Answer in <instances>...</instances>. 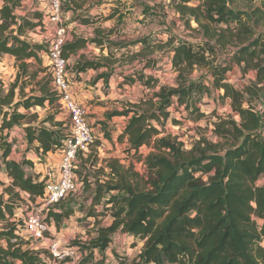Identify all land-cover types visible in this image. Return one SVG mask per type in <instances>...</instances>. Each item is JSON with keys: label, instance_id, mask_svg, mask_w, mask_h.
Instances as JSON below:
<instances>
[{"label": "trees", "instance_id": "16d2710c", "mask_svg": "<svg viewBox=\"0 0 264 264\" xmlns=\"http://www.w3.org/2000/svg\"><path fill=\"white\" fill-rule=\"evenodd\" d=\"M1 1L0 62L5 55L12 56L21 73L6 93L0 89V140L4 130H12L20 120L26 119L25 141L41 160L44 155L60 150L68 133L64 132L63 122L55 120L54 113L37 120L36 115L19 113L18 108L52 106L59 103V96L47 80L41 81L38 94L21 96L17 101H14V91L19 88L16 86L21 76L28 74L29 79L37 76L38 71H30L32 63L26 61L41 64L40 52L47 48L30 42L27 34L44 25V16L38 11L19 16L16 9L21 0ZM190 2L172 0L170 3L185 26L201 35L200 42L194 44L174 35L153 45L147 42L148 37L132 42L142 45L132 56L143 60L141 69L127 75L124 82H140L153 91L150 97L127 102L125 109L115 111V115L128 116L117 141L126 139L128 150L133 154L143 145H151L152 149L144 157L138 156L143 158L145 175L132 172L131 168L124 169L118 161H108L110 173L119 179L106 190L123 193L106 200L115 205L113 221L98 229L92 244L105 250L110 234L121 228L144 241L138 256L145 264H264V182L258 184L264 179V136L261 134L264 31L259 30L264 27V0L255 7L247 3V8L240 5V0H199L196 5ZM117 12L113 9L109 18ZM191 22L196 27H191ZM87 41L97 42V39L78 37L65 41L63 57L68 59ZM163 47H170L169 62L176 72V85H160L155 89L158 79L143 71L152 68L156 60L145 56ZM225 50L227 55L221 58ZM234 65L243 75L255 71V80L243 90L227 81V72ZM68 66L72 67V78H75L79 72L98 68L100 63L78 60ZM196 68L208 69L210 86L222 91V99L230 100L232 111L239 119L219 118L214 125L218 142L202 140L185 150L182 143L170 136H157L169 120V109L174 105L177 110L183 108L184 118L197 121L204 117L199 103L203 94H210V87L190 78ZM254 99L262 102L258 111L252 105ZM171 121L180 122L175 118ZM105 136L110 138L108 134ZM98 146L95 141L85 160L97 155ZM10 151L11 144L0 141V172L9 179L6 185L0 180V223H3L0 239L5 241V246L0 247V264H48L42 257L48 251L34 249L30 241L17 233V225L10 224L14 202L41 198L45 178L28 173L27 169L33 167L32 161L10 159ZM92 160L90 165L95 164ZM58 206L46 213L47 223L52 221L59 225L74 212L72 207L59 210Z\"/></svg>", "mask_w": 264, "mask_h": 264}, {"label": "rangeland", "instance_id": "374dc122", "mask_svg": "<svg viewBox=\"0 0 264 264\" xmlns=\"http://www.w3.org/2000/svg\"><path fill=\"white\" fill-rule=\"evenodd\" d=\"M110 3L108 14L113 9L117 10V14L112 18L113 28H115V34L118 36L115 42V46L124 48L117 64L118 69H122L124 73V67H128V72L134 66H138L141 69V57L132 56L135 51H138L142 45H133L132 42L142 37H148L147 42L150 45L157 43L158 41L165 42L170 35H174L181 40H187L188 42L198 43L200 42L201 35L190 28H187L184 22L179 18L171 6L172 0H105ZM261 0H240V5L247 8V3L253 7L259 6ZM199 0H191L190 5H196ZM80 3L81 0H77ZM95 3L101 5L102 0H96ZM106 3V2H105ZM2 1L0 0V5ZM65 8H69L67 2L61 0V10L64 17ZM34 9V10H32ZM46 0H21L20 6L16 9V14L24 16L28 12L38 11L45 14ZM79 14L81 12H78ZM148 18V20H146ZM64 20V18L62 19ZM64 22V21H63ZM147 24V29H146ZM42 26H38L33 31H29L27 38L30 42L43 44L47 48V41L51 27L46 30ZM152 26V29L150 27ZM191 27H196L194 22L190 23ZM263 29V30H262ZM260 31H264V27L259 28ZM120 34H119V33ZM147 33V34H146ZM121 35V38L119 36ZM177 39L175 40V42ZM46 51L40 52L41 64L35 60H27L26 62L32 63L30 71L37 70V76L34 79H29L28 74L21 76V80L17 83L14 94V101H17L21 96H28L31 94H38V89L41 81H49L51 87V69L49 60L46 56ZM221 58L227 55V51L221 52ZM170 47H163L161 49H155L151 54L145 56L146 59H155V65L152 68H147L143 71L145 75H153L158 79V85L155 89H158L160 85L175 86L176 72L171 68L169 62ZM70 67H71V62ZM68 63V65H69ZM72 68V67H71ZM71 68L68 66L69 77ZM21 70L18 67L14 58L12 60L2 59L0 62V89L3 93L15 83V79ZM122 74V72L120 73ZM22 75V74H21ZM129 75V74H128ZM131 75V74H130ZM20 76V75H19ZM191 79H197L204 83V85L210 87V94H203L199 107L204 113V117L200 120L194 121L184 118L185 112L183 108L176 109L175 105L170 107V118L166 121L162 132L157 136H170L176 142L182 143L185 150L191 149L195 143L205 140L207 142H218L219 138L214 133V125L219 122V118L231 117L233 120L238 121V114L232 111L230 106V100L228 98L222 99V91L216 90L210 86L211 76L207 68H196L190 75ZM73 80V78H71ZM255 80V71L250 70L245 75L240 71L237 65L227 72V81L235 88L243 90L247 85L251 84ZM128 86L130 93L129 99L134 102L139 98V93L143 94V98L151 96L153 89H149L142 85L140 82L132 84L125 83ZM122 89L121 87H119ZM52 89V87H51ZM121 91V90H120ZM125 91V90H122ZM121 101L119 108L125 109L127 102ZM252 105L258 111L262 106V102L254 101ZM7 109V108H5ZM19 113H26L29 115H36L37 120L44 119L47 115L54 113L56 121H61L64 124V132L69 130V119L66 113L60 106V103H55L52 106L45 104L44 106H34L29 110H25L22 107L18 108ZM171 118H175L180 121L174 124ZM2 115L0 113V124ZM28 120L22 119L18 125H15L12 130H4L1 134L2 142L11 144V147L23 145V138L21 136V129L23 130L24 124ZM32 121V120H31ZM96 122H94L95 126ZM48 126V124H46ZM14 131L13 136H9L10 132ZM261 134L264 136V118L261 127ZM11 139V141H9ZM110 139V138H108ZM100 140L96 139V145H101ZM120 142V141H119ZM123 142V141H121ZM27 145V143H26ZM97 147V155L91 157L89 160H85L83 157H79L76 162L75 174L77 177L76 191L70 193L58 206V209L63 210L65 207H72L74 209L73 214L68 219H63L59 225H55L52 221L48 222L49 233L55 234L56 231L62 229V235L60 237L61 244H74L78 248V259H75V264H145L139 258V252L141 251L144 241L134 238L125 232L121 228L110 234V241L107 248L101 250L100 248L93 247L92 241L98 235V229L111 225L113 221V210L115 205L113 203H107L106 200L115 195H122V191L119 190H106L108 185L116 184L118 176L112 175L108 168V161L115 160L120 163L124 168H131L132 172L145 175V166L143 158L152 148L151 145H143L139 151L135 154L129 152L127 142H124L115 151V147L112 149H105L103 152ZM27 145V149L33 150V147ZM17 149V148H16ZM15 149V151H16ZM36 154V153H35ZM26 159V158H25ZM93 159V160H92ZM30 160V159H28ZM95 161L94 165H90L89 161ZM33 163V162H32ZM34 164L32 168H28L27 172L35 174L33 172ZM0 180L5 185L6 177L4 173L0 172ZM205 179V177H204ZM264 179H260L258 184H262ZM2 189V187H0ZM24 195V194H23ZM24 198V196H23ZM14 213L10 218V224L17 225V231H22V221L26 214L30 211H36L42 209V202L40 198L35 201H15ZM42 211V210H41ZM44 212V211H43ZM46 216V215H45ZM3 223H0L2 227ZM264 244V240L263 243ZM45 244H42L44 246ZM5 246V241L0 239V247ZM42 257L48 264H64L51 261L48 252L42 254ZM70 261V259H67ZM65 261V262H67ZM14 264H20L15 262Z\"/></svg>", "mask_w": 264, "mask_h": 264}, {"label": "crops", "instance_id": "0c3cea01", "mask_svg": "<svg viewBox=\"0 0 264 264\" xmlns=\"http://www.w3.org/2000/svg\"><path fill=\"white\" fill-rule=\"evenodd\" d=\"M63 1L67 2L69 6V8H65L66 11L63 17L66 29V41H71L78 37L88 40L97 39V42L87 41L75 54H71L67 59L68 63L71 62L73 64L78 60L100 63L98 68H89L83 72H79L77 77L73 78V80L71 79L73 96L86 108V116L92 125L96 139L102 141L99 150L103 152L105 149H112V146H114L115 151H117L120 145L126 142V139H123V142L117 141V136L121 133L128 116L115 115L114 113L115 111H121V108L117 106L120 105L121 101H131L128 97L130 96L129 89L124 79L128 74L139 70L138 66H134L128 72L125 71L128 70V67H124V73L121 68L118 69L117 67L119 63L118 58H120L124 48L121 49L115 46L118 36L115 34L112 18H109V14L107 13L111 6L110 3L102 0V4L99 5L95 3L96 0H81L80 5V3H77V0ZM78 12L81 13L79 14ZM150 29H152V26ZM119 38H121V35ZM2 59L12 60L13 57L5 55ZM121 72L122 74H120ZM70 73L72 78L73 72ZM140 99H143L142 93H139L137 101ZM94 122H96L95 126L93 125ZM13 133L14 131L10 132L9 136H13ZM105 134H108L110 139ZM21 136L24 144L21 146L13 145L9 158L15 161H21L24 158L30 159L34 164L33 172L43 177L48 168L54 167L58 163L60 157L59 151L50 152L40 160L39 155L35 154L36 152L27 149L22 129ZM103 153L106 154L105 152ZM5 177L6 183H8L9 179L6 175ZM53 235L60 239L63 236L62 229H59ZM63 263L72 264L71 261H64Z\"/></svg>", "mask_w": 264, "mask_h": 264}, {"label": "built area", "instance_id": "2783aa9c", "mask_svg": "<svg viewBox=\"0 0 264 264\" xmlns=\"http://www.w3.org/2000/svg\"><path fill=\"white\" fill-rule=\"evenodd\" d=\"M44 29L51 27L47 41L46 56L51 69V87L59 96V103L69 119L68 135L63 139L56 166L48 168L43 196L40 198V210L30 211L24 219L22 231L17 233L30 241L34 249L45 248L51 261L62 263L70 259L75 264L78 259L76 246L62 245L61 240L49 233L45 215L70 194L76 191V162L79 157L86 158L96 141L92 125L87 119L86 108L73 96L71 78L68 76V61L62 55V46L66 41V29L63 23L61 0H46ZM42 210V211H41ZM44 211V212H43ZM42 244H45L41 247Z\"/></svg>", "mask_w": 264, "mask_h": 264}]
</instances>
